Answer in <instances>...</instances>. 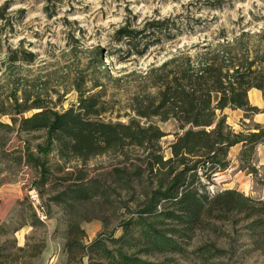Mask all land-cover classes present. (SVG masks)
I'll use <instances>...</instances> for the list:
<instances>
[{
    "label": "rangeland",
    "instance_id": "1",
    "mask_svg": "<svg viewBox=\"0 0 264 264\" xmlns=\"http://www.w3.org/2000/svg\"><path fill=\"white\" fill-rule=\"evenodd\" d=\"M156 21L174 23L175 39L150 46L141 56L115 40L121 28L149 32L148 24ZM233 39H240L251 59L264 57V0H0V223L21 226L14 238L27 248L18 254L19 264H87L80 253L96 239H107L113 249L108 238L120 237L123 225L140 217L141 194L150 184L146 176L134 175L142 164L139 150L65 163L55 150L39 151L47 145L45 132H19L11 119L31 116L37 111L19 112L38 104L58 112L76 107L80 88L85 97H96L101 120L127 122L135 116V99L154 93L144 79L148 70L178 53L196 58L216 40L225 45ZM258 67L264 73V64ZM227 113L232 122L240 112ZM253 116L245 119L241 111L233 131L255 132ZM157 124L168 134L161 140L168 156L176 124ZM233 153L228 168L206 182L207 191L236 190L263 200L264 143L256 147L250 165ZM31 159L44 164V175ZM124 167L127 174L120 181L114 169ZM90 181L98 188L92 199L53 200ZM258 219L256 225L245 214L211 220L191 233L183 231L187 236L170 235L182 248L179 254L139 257L159 264H264V216ZM73 224L84 233L77 237L76 262L64 248ZM5 240L0 238V246ZM40 243L43 252L31 258Z\"/></svg>",
    "mask_w": 264,
    "mask_h": 264
},
{
    "label": "trees",
    "instance_id": "2",
    "mask_svg": "<svg viewBox=\"0 0 264 264\" xmlns=\"http://www.w3.org/2000/svg\"><path fill=\"white\" fill-rule=\"evenodd\" d=\"M148 27L149 32L121 28L115 40L141 56L150 46L175 39L172 32L178 31L168 21H156ZM216 42L203 48L196 58L178 53L160 67L148 70L144 79L151 81L154 93L135 99L131 108L135 116L127 122L101 120L96 97H85L80 88L76 107L58 112L38 104L19 112L22 115L36 110L31 116L11 119L19 132H45L47 145L44 149L39 147V151L47 155L55 150L65 163L73 159L86 162L107 152L127 156L130 149L139 150L143 156L134 175L137 179L146 176L150 188L141 194L145 200L140 217L124 224L120 237L108 238L113 249L106 246L107 239L94 240L86 252L82 249L80 254L87 257V264H159L139 255L179 254L182 248L170 235L187 236L183 231L191 233L211 220L222 221L232 214H245L253 225L261 223L258 217L264 216V199L255 200L236 190L211 194L206 188V182L228 168L231 148L239 145V161L250 165L256 147L264 143V127L256 124L255 132L236 133L223 115L226 109L243 111L245 119L264 113V109L252 106L248 98L251 89L264 96V73L258 67L264 64V57L251 59L240 39H233V44ZM169 121L176 124V131L166 156L161 140L168 134L157 123ZM29 162L35 163L44 175L42 162ZM126 174L125 167L114 169L120 181ZM91 183L86 188L61 193L53 200H90L98 192ZM158 207L162 210L158 211ZM170 224L171 229H161ZM20 229L21 226L10 228L8 223H0V238H6L5 246H0V264H19L18 254L27 248L18 247L14 238ZM66 235L65 251L70 261L76 262L73 256L79 243L77 237L84 233L73 224ZM43 248L40 243L30 257H39Z\"/></svg>",
    "mask_w": 264,
    "mask_h": 264
},
{
    "label": "crops",
    "instance_id": "3",
    "mask_svg": "<svg viewBox=\"0 0 264 264\" xmlns=\"http://www.w3.org/2000/svg\"><path fill=\"white\" fill-rule=\"evenodd\" d=\"M248 98H249V102L252 106H255L257 107L259 110H263L264 109V102H263V99H262V93L256 89H251L249 92H248ZM227 110H224L223 111V115L226 116V119H227V124L233 128L234 130L236 129L237 125H236V121H239L240 117H241V111L240 110H236V111H232L230 110L231 113L233 112H240L239 114L235 113V118H236V121H232L230 122V117H228V113H227ZM252 121L255 123V124H258V125H261V126H264V113H259V114H256L253 116V119ZM241 150V147L239 145L231 148L230 152H229V160L232 156V152H234L233 154L237 155ZM18 243V242H17ZM18 245V244H17ZM18 247H23V246H18ZM43 252V251H42ZM41 252V253H42ZM41 255V254H40ZM39 255V256H40Z\"/></svg>",
    "mask_w": 264,
    "mask_h": 264
},
{
    "label": "built area",
    "instance_id": "4",
    "mask_svg": "<svg viewBox=\"0 0 264 264\" xmlns=\"http://www.w3.org/2000/svg\"><path fill=\"white\" fill-rule=\"evenodd\" d=\"M34 201L36 200V196H33V198H32Z\"/></svg>",
    "mask_w": 264,
    "mask_h": 264
}]
</instances>
